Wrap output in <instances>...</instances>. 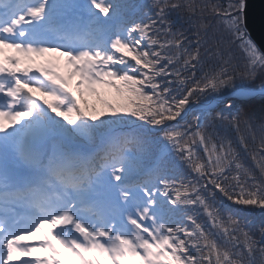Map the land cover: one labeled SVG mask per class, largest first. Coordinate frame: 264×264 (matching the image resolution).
<instances>
[{"label": "snow or ice", "instance_id": "1", "mask_svg": "<svg viewBox=\"0 0 264 264\" xmlns=\"http://www.w3.org/2000/svg\"><path fill=\"white\" fill-rule=\"evenodd\" d=\"M0 264H264L248 0H0Z\"/></svg>", "mask_w": 264, "mask_h": 264}, {"label": "trees", "instance_id": "2", "mask_svg": "<svg viewBox=\"0 0 264 264\" xmlns=\"http://www.w3.org/2000/svg\"><path fill=\"white\" fill-rule=\"evenodd\" d=\"M133 2H141V0H133ZM198 3H206V2H217V0H197ZM207 70V69H205ZM103 90V89H102ZM102 95L100 97H96V96H91V95H86L85 99L87 100L88 106L89 108H96L97 110H102L103 109V104L104 102H109V103H117V97L115 95V93H112L108 90H103ZM235 103H238L235 101ZM193 122V116L191 115L189 117V119L186 121V123H191ZM209 121H204V126L206 127L208 125ZM227 135L230 136V138L233 141V144H237L238 143V136L236 133L234 132H229ZM201 155H202V151H201ZM242 158L244 159V162L246 163L247 166L252 167V163L250 161V159H247L245 154L242 153ZM181 179L184 178V175L180 176ZM261 217V212L258 209H254L251 213V218L259 220ZM198 221L201 224H204L206 222V217H203L202 215L198 217Z\"/></svg>", "mask_w": 264, "mask_h": 264}, {"label": "water", "instance_id": "3", "mask_svg": "<svg viewBox=\"0 0 264 264\" xmlns=\"http://www.w3.org/2000/svg\"><path fill=\"white\" fill-rule=\"evenodd\" d=\"M248 23L253 38L258 43L264 40V0H248ZM216 106L214 102L213 107Z\"/></svg>", "mask_w": 264, "mask_h": 264}, {"label": "bare ground", "instance_id": "4", "mask_svg": "<svg viewBox=\"0 0 264 264\" xmlns=\"http://www.w3.org/2000/svg\"><path fill=\"white\" fill-rule=\"evenodd\" d=\"M101 92L103 91V90H100ZM227 97H225V99H226ZM236 102H238V101H236ZM191 116V114L189 115V117ZM189 117L187 118V120L189 119Z\"/></svg>", "mask_w": 264, "mask_h": 264}]
</instances>
